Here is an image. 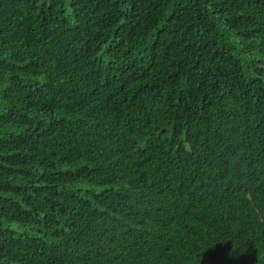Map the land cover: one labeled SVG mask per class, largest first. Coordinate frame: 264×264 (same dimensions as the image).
Returning a JSON list of instances; mask_svg holds the SVG:
<instances>
[{
    "label": "trees",
    "instance_id": "16d2710c",
    "mask_svg": "<svg viewBox=\"0 0 264 264\" xmlns=\"http://www.w3.org/2000/svg\"><path fill=\"white\" fill-rule=\"evenodd\" d=\"M0 264H264V0H0Z\"/></svg>",
    "mask_w": 264,
    "mask_h": 264
}]
</instances>
